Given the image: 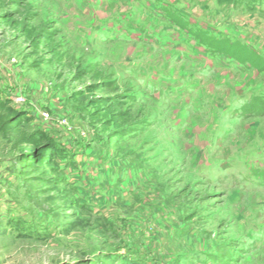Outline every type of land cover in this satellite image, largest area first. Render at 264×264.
Instances as JSON below:
<instances>
[{
	"label": "rangeland",
	"instance_id": "rangeland-1",
	"mask_svg": "<svg viewBox=\"0 0 264 264\" xmlns=\"http://www.w3.org/2000/svg\"><path fill=\"white\" fill-rule=\"evenodd\" d=\"M0 100V264H264V0H0Z\"/></svg>",
	"mask_w": 264,
	"mask_h": 264
},
{
	"label": "trees",
	"instance_id": "trees-1",
	"mask_svg": "<svg viewBox=\"0 0 264 264\" xmlns=\"http://www.w3.org/2000/svg\"><path fill=\"white\" fill-rule=\"evenodd\" d=\"M103 90L102 87H92L90 90ZM112 101V100H111ZM96 103V104H95ZM91 104H95L93 117H100L103 120V126L108 127L112 124L120 125V120L117 117L115 119H109L110 116L109 108L110 104L105 98H101L99 101H93ZM24 111H19L9 105L7 102L0 100V135L10 136L20 130L22 116ZM40 150L35 151V156H41ZM39 156V157H40ZM124 264H141L138 261L128 259Z\"/></svg>",
	"mask_w": 264,
	"mask_h": 264
},
{
	"label": "built area",
	"instance_id": "built-area-1",
	"mask_svg": "<svg viewBox=\"0 0 264 264\" xmlns=\"http://www.w3.org/2000/svg\"><path fill=\"white\" fill-rule=\"evenodd\" d=\"M42 115H43L44 117H48V116H49V114H48L47 112L42 113Z\"/></svg>",
	"mask_w": 264,
	"mask_h": 264
}]
</instances>
